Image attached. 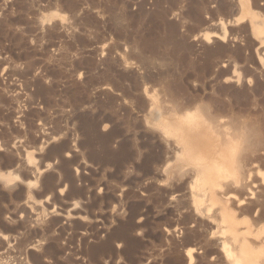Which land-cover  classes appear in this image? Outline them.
Returning a JSON list of instances; mask_svg holds the SVG:
<instances>
[{"label": "rangeland", "instance_id": "1", "mask_svg": "<svg viewBox=\"0 0 264 264\" xmlns=\"http://www.w3.org/2000/svg\"><path fill=\"white\" fill-rule=\"evenodd\" d=\"M0 264H264V0H0Z\"/></svg>", "mask_w": 264, "mask_h": 264}, {"label": "bare ground", "instance_id": "2", "mask_svg": "<svg viewBox=\"0 0 264 264\" xmlns=\"http://www.w3.org/2000/svg\"><path fill=\"white\" fill-rule=\"evenodd\" d=\"M175 125H176V123H175ZM177 126H179V121H177ZM247 129V128H246ZM251 130V129H250ZM253 130V129H252ZM248 132V131H247ZM250 133V132H249ZM252 133H253V131H252ZM252 133L250 134V135H252ZM255 134V133H254ZM247 135V137L249 136L250 137V135H248V133L246 134ZM251 137H253V136H251ZM250 137V138H251ZM255 137V136H254ZM260 138V137H259ZM248 141H249V139H247ZM252 140V139H251ZM256 140V139H255ZM258 140V139H257ZM251 142H254V140L253 141H249V145L251 146H253V143H251ZM257 142H259V141H257ZM255 143V142H254ZM248 144V143H247ZM256 145V144H255Z\"/></svg>", "mask_w": 264, "mask_h": 264}]
</instances>
